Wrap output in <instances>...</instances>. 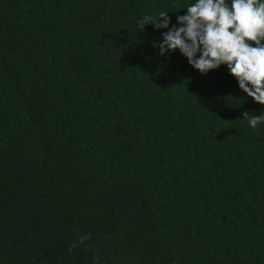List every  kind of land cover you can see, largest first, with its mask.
Returning <instances> with one entry per match:
<instances>
[{
	"label": "trees",
	"instance_id": "16d2710c",
	"mask_svg": "<svg viewBox=\"0 0 264 264\" xmlns=\"http://www.w3.org/2000/svg\"><path fill=\"white\" fill-rule=\"evenodd\" d=\"M191 2L0 0V264H264V105L138 23Z\"/></svg>",
	"mask_w": 264,
	"mask_h": 264
},
{
	"label": "clouds",
	"instance_id": "9594fccd",
	"mask_svg": "<svg viewBox=\"0 0 264 264\" xmlns=\"http://www.w3.org/2000/svg\"><path fill=\"white\" fill-rule=\"evenodd\" d=\"M181 9L175 23L169 11L138 21L167 29L153 42L158 55L179 51L202 75L224 66L247 97L264 105V0H193ZM247 122L255 130L264 117L251 115Z\"/></svg>",
	"mask_w": 264,
	"mask_h": 264
}]
</instances>
